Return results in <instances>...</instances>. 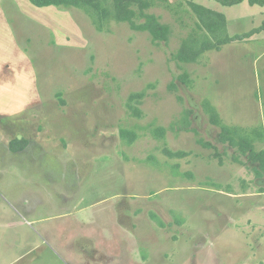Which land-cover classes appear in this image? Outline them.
Listing matches in <instances>:
<instances>
[{"label":"rangeland","instance_id":"374dc122","mask_svg":"<svg viewBox=\"0 0 264 264\" xmlns=\"http://www.w3.org/2000/svg\"><path fill=\"white\" fill-rule=\"evenodd\" d=\"M189 1L224 13L229 35L261 30L178 62L197 28ZM147 13L167 42L0 0V264H264V177L235 162L203 107L264 135V6L156 0Z\"/></svg>","mask_w":264,"mask_h":264},{"label":"trees","instance_id":"16d2710c","mask_svg":"<svg viewBox=\"0 0 264 264\" xmlns=\"http://www.w3.org/2000/svg\"><path fill=\"white\" fill-rule=\"evenodd\" d=\"M32 5L45 7H62L65 9L75 8L86 12L92 19L98 30L103 31V25L109 20L125 22L130 25V28L137 32H148L152 42H167L169 40L170 28L160 22L158 16L149 14L147 11L155 5L156 0H28ZM161 4L167 0H159ZM223 6H236L245 1L249 5L264 6V0H214ZM190 7L198 18L197 28L193 30L189 37L183 41L179 51L174 58L181 63H197L199 58L208 51H219L222 46L234 42H240L249 39L251 36L260 32L261 29H255L243 35L230 36L227 32L226 16L211 8H207L201 4L189 1ZM182 82H187V75L181 76ZM172 87V86H171ZM174 85L172 89H175ZM144 96L143 93L133 94L130 97V102L137 101ZM181 100V97H179ZM131 108L132 106L129 105ZM203 107L208 115L209 121L215 127L220 128V141L229 148L236 149L238 155L235 157V162H241L240 158L244 157L251 164H257L254 168L257 178L264 177V149L256 151L254 141L262 137L263 133L258 130L248 131L238 127H229L225 125L216 109L208 102H203ZM133 113L140 116V112L136 108H132ZM164 129H156L155 134L162 136ZM122 138L126 139L128 144H131L136 135L130 131L122 130ZM25 142V141H24ZM22 140L15 139L11 142V150L14 152L24 150ZM26 143V142H25ZM198 143L207 149H217L210 142L199 140ZM166 154L171 158H182L187 153L171 152L166 150ZM216 156L220 154L216 152ZM160 225H163L160 222Z\"/></svg>","mask_w":264,"mask_h":264},{"label":"crops","instance_id":"0c3cea01","mask_svg":"<svg viewBox=\"0 0 264 264\" xmlns=\"http://www.w3.org/2000/svg\"><path fill=\"white\" fill-rule=\"evenodd\" d=\"M199 4V3H198ZM202 5V4H201ZM204 6V5H203ZM205 7H207V8H210V7H208V6H206L205 5ZM213 10H215V9H213ZM216 11V10H215ZM219 12V11H218ZM224 14V13H223ZM225 15V14H224ZM226 16V15H225ZM226 19H227V17H226ZM236 24H239V23H234V28L236 27ZM227 27H228V21H227ZM228 29V28H227ZM236 29V28H235ZM235 35H237V34H235ZM230 36H234V35H230Z\"/></svg>","mask_w":264,"mask_h":264}]
</instances>
